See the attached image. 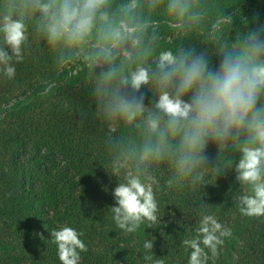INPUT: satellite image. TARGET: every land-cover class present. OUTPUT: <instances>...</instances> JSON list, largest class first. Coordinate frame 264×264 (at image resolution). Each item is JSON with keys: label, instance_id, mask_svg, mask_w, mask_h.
<instances>
[{"label": "clouds", "instance_id": "9594fccd", "mask_svg": "<svg viewBox=\"0 0 264 264\" xmlns=\"http://www.w3.org/2000/svg\"><path fill=\"white\" fill-rule=\"evenodd\" d=\"M227 10L223 0H3L0 75L14 78L35 36L56 65L86 78L106 134L121 127L137 133L123 157L108 155L105 169L118 181L109 208L119 231L157 223L161 165L169 189L234 170L244 187L240 214L264 217V23L247 27L245 20L233 37L240 15ZM193 34L211 48L180 43ZM210 143L218 150L212 166ZM194 232L181 242L187 264H215L232 230L201 213ZM50 234L60 264H80L88 251L83 233L62 225ZM143 248L153 253V240Z\"/></svg>", "mask_w": 264, "mask_h": 264}, {"label": "trees", "instance_id": "16d2710c", "mask_svg": "<svg viewBox=\"0 0 264 264\" xmlns=\"http://www.w3.org/2000/svg\"><path fill=\"white\" fill-rule=\"evenodd\" d=\"M261 2L234 0L226 9L241 15ZM15 68L12 79L0 75V264H60L50 231L62 225L83 233L88 251L80 264H152L145 254L187 264L181 242L194 236L201 213L232 230L215 264H264V217L240 214L236 198L244 187L234 170L206 175L202 186L169 189V169L159 166L157 223L142 224L138 233L117 230L109 207L118 181L106 171L108 155L123 157L137 133L121 127L106 134L86 78L56 65L35 36ZM217 151L208 145L209 166ZM145 240H153V253H146Z\"/></svg>", "mask_w": 264, "mask_h": 264}, {"label": "rangeland", "instance_id": "374dc122", "mask_svg": "<svg viewBox=\"0 0 264 264\" xmlns=\"http://www.w3.org/2000/svg\"><path fill=\"white\" fill-rule=\"evenodd\" d=\"M233 1L234 0H223L224 8L226 9V6ZM2 10H3V0H0V11H2ZM245 20L249 21V24L247 25V27H256L258 23H264V0H262V2L260 3V5L258 7L251 9V10H248V11H245L240 16H237L235 18L234 23H233V30H232L233 37H234L236 27H239L240 30H244V28L246 26L243 22ZM230 35H231V33H230ZM180 43L185 44V45L195 44L198 47L208 46V44H209L207 40H202L199 36H197L195 34H193L188 39L180 41ZM38 63H40V62H38ZM38 72L43 73L44 69H40V67H39ZM81 76H83V75H81ZM130 131L134 132V130H132V129H130ZM0 156H2V154Z\"/></svg>", "mask_w": 264, "mask_h": 264}]
</instances>
